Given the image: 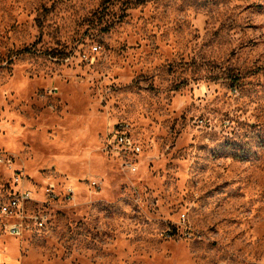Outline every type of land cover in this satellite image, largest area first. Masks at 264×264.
<instances>
[{
	"label": "rangeland",
	"instance_id": "obj_1",
	"mask_svg": "<svg viewBox=\"0 0 264 264\" xmlns=\"http://www.w3.org/2000/svg\"><path fill=\"white\" fill-rule=\"evenodd\" d=\"M0 154V264H264V0H0Z\"/></svg>",
	"mask_w": 264,
	"mask_h": 264
},
{
	"label": "built area",
	"instance_id": "obj_2",
	"mask_svg": "<svg viewBox=\"0 0 264 264\" xmlns=\"http://www.w3.org/2000/svg\"><path fill=\"white\" fill-rule=\"evenodd\" d=\"M94 51L98 50V46L93 47ZM83 58L87 60H93L89 54L83 53ZM111 147L117 151L118 154H122L125 158V164L132 171H137V158L142 153V145L136 140L128 131L123 127H118L112 132ZM4 161V157L0 154V162ZM15 181L20 183L21 175L15 172ZM21 190L13 193L6 201H0V212L3 215L10 216L20 212L23 205L31 198V191L29 188L22 186ZM42 225V223H40ZM8 231L13 235L20 234V229L15 224L6 225ZM185 234L187 236L194 235L191 227H186Z\"/></svg>",
	"mask_w": 264,
	"mask_h": 264
}]
</instances>
